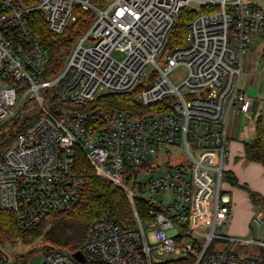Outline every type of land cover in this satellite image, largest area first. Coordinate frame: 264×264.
I'll return each mask as SVG.
<instances>
[{"label":"built area","instance_id":"built-area-1","mask_svg":"<svg viewBox=\"0 0 264 264\" xmlns=\"http://www.w3.org/2000/svg\"><path fill=\"white\" fill-rule=\"evenodd\" d=\"M75 5L93 19L54 69L31 15L41 12L47 30L60 34L75 20ZM184 8L194 15L172 44ZM263 31L264 10L244 0H0V124L23 113V103L36 109L1 154L0 209L26 228L70 206L81 193L76 158L83 154L95 175L126 192L134 210L133 226L96 218L79 247L44 251L41 264H264L233 249L237 241L264 247L260 229L250 239L217 231L231 208L222 180L227 118L251 106L240 84L242 57ZM179 66L187 73L175 84L169 74ZM108 94H130L135 105L103 107ZM181 156L186 163L147 179L150 191L171 190L172 201L160 207L149 200L154 207L139 215L141 197L129 181L138 183L150 159ZM253 219L264 223L261 212ZM0 264L25 263L0 249Z\"/></svg>","mask_w":264,"mask_h":264},{"label":"trees","instance_id":"trees-1","mask_svg":"<svg viewBox=\"0 0 264 264\" xmlns=\"http://www.w3.org/2000/svg\"><path fill=\"white\" fill-rule=\"evenodd\" d=\"M23 1L29 4L33 0ZM93 1L102 6L109 0ZM74 13L76 15L75 20L60 34L51 33L47 30L41 12L34 11L31 15V26L49 57V64H55L54 69H59L62 65L64 59L62 51L69 49L74 39L89 26L93 19L92 11L84 10L77 5L74 6ZM193 15L194 12L188 8L180 11L170 36L172 44L182 41L185 34V24ZM262 60L264 61V51ZM99 104L106 108L131 109L135 105V100L130 94H108L104 98V102ZM35 110V107L31 110H25L0 124V159L5 147L16 138L18 132L26 124L31 122L35 116L32 112ZM244 155L248 160L257 161L264 166V127L260 120L256 122L254 139L244 143ZM76 166L82 178L79 198L68 207L49 212L41 221L26 228L18 225L13 211L0 209V244H12L17 240L27 241L41 236L45 243L39 249L41 251L77 248L81 239L79 233L85 235L88 224L96 218L107 217L123 227L133 226L134 210L126 192L106 178L95 175L83 154L77 156ZM222 180L232 185H240L230 171H223ZM129 184L132 188L136 186L142 190L141 183L129 181ZM242 187L247 189L252 202L264 211V197L250 190L246 185H242ZM135 207L139 215L142 216L148 208H153L154 205L147 199L138 198L135 200ZM19 256V260L26 264L25 256ZM157 264H189V261L187 259L167 260Z\"/></svg>","mask_w":264,"mask_h":264},{"label":"crops","instance_id":"crops-1","mask_svg":"<svg viewBox=\"0 0 264 264\" xmlns=\"http://www.w3.org/2000/svg\"><path fill=\"white\" fill-rule=\"evenodd\" d=\"M254 4L257 5V3ZM247 46L249 47V44ZM240 84L246 94L251 97L252 102L247 112H231L233 123L228 127L226 124L228 156L224 167L225 171L234 174L240 185H232L223 181V187L233 203L229 214L232 218L240 215L241 220L245 223L244 228L239 230V234L243 235L248 228L246 224L250 222L253 215L252 207L256 205L252 202L247 189L242 185H246L250 190L264 197V166L257 161L248 160L244 155V143L250 142L256 135L257 120H260L264 127V61L261 53L258 63L256 58L249 55L248 49L244 52ZM259 212L264 214L261 209Z\"/></svg>","mask_w":264,"mask_h":264},{"label":"rangeland","instance_id":"rangeland-1","mask_svg":"<svg viewBox=\"0 0 264 264\" xmlns=\"http://www.w3.org/2000/svg\"><path fill=\"white\" fill-rule=\"evenodd\" d=\"M244 1L245 2L251 1L257 3V5H259L264 10V0H244ZM196 6L198 5L197 4L193 5V9H196ZM248 44L249 47L247 46L245 51L248 49L249 55L256 58V60L259 63L260 53L262 57V53L264 51V33L261 32V35L259 33L257 37L256 36L253 37V39H251V41ZM186 73H187L186 68L183 66H179L169 74V78L171 79L172 82L178 84L185 78ZM5 85H6L5 82L3 80H0V88H2ZM25 107H29V105L23 103V107L21 108V111H23L24 109L26 110ZM232 113H230V116L228 117L227 127L233 123ZM181 160L186 163L187 158L185 156H181V157H176L175 159L171 158L167 162H164L165 161L164 157L150 159V164L146 166L144 168V171L138 174L137 177V182L142 184V190H139L136 186L133 190L136 193H138L141 198L155 201L157 206L163 207L167 205L169 202L172 201L174 197L173 192L171 190H164L160 192L150 191L147 186V179L150 177H156L161 175L162 173H164L166 170L169 169V166L174 165L177 161H181ZM231 206H233L232 202H231ZM259 210L260 208L258 206L252 207L253 215L252 218L250 219V222L246 224L248 228L245 234L243 235L239 234V230L243 229L245 226V223L241 220L240 215H237L235 218L234 217L232 218L231 215L228 214L226 221L217 228V231L226 236H232L238 239L258 238V235L260 233L264 235V223L261 224L259 227H257L255 220L253 219L254 216L259 212ZM263 218H264V214H263ZM133 224H135V220ZM259 229H260V233L258 234L257 230ZM147 231H148V235L150 236L152 234V231L149 230ZM171 232H172L171 230L168 231V233ZM83 234L84 233H82L81 235L79 233V237H81L80 244L84 238ZM44 244H45L44 239L41 236H37L36 238L27 241L17 240L15 243L12 244L11 243L0 244V249L3 250L12 259L14 258L19 259L20 257L19 255H24L25 258L27 259L28 264H41L43 262L44 251H41L39 249ZM215 247L220 248L221 244L217 243ZM73 249H75V247L66 248L64 250L71 252V250ZM233 249L237 250V252H239V254L241 255H254V256L264 257V247L256 243L237 241L235 242Z\"/></svg>","mask_w":264,"mask_h":264},{"label":"water","instance_id":"water-1","mask_svg":"<svg viewBox=\"0 0 264 264\" xmlns=\"http://www.w3.org/2000/svg\"><path fill=\"white\" fill-rule=\"evenodd\" d=\"M74 254H75L76 256H78V255H79V253H78V252H75Z\"/></svg>","mask_w":264,"mask_h":264}]
</instances>
